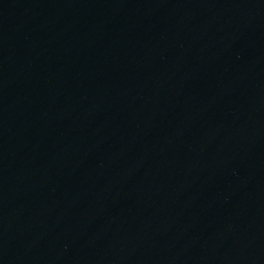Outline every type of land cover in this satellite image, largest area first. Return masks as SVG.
<instances>
[{
	"label": "water",
	"instance_id": "obj_1",
	"mask_svg": "<svg viewBox=\"0 0 264 264\" xmlns=\"http://www.w3.org/2000/svg\"><path fill=\"white\" fill-rule=\"evenodd\" d=\"M0 264H264V0H0Z\"/></svg>",
	"mask_w": 264,
	"mask_h": 264
}]
</instances>
